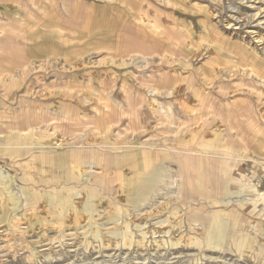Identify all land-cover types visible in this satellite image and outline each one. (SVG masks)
<instances>
[{
    "label": "crops",
    "instance_id": "0c3cea01",
    "mask_svg": "<svg viewBox=\"0 0 264 264\" xmlns=\"http://www.w3.org/2000/svg\"><path fill=\"white\" fill-rule=\"evenodd\" d=\"M163 3L0 0L25 69L0 123V190L17 174L28 209L11 213L30 229L47 228L50 208L85 185L127 208L169 177L187 201L222 198L246 172L264 196V57L218 42L193 13L165 19Z\"/></svg>",
    "mask_w": 264,
    "mask_h": 264
},
{
    "label": "rangeland",
    "instance_id": "374dc122",
    "mask_svg": "<svg viewBox=\"0 0 264 264\" xmlns=\"http://www.w3.org/2000/svg\"><path fill=\"white\" fill-rule=\"evenodd\" d=\"M158 8L165 19L175 9L198 15L218 42L256 49L264 57V0H164ZM171 30L170 37L180 29ZM15 34L0 19L4 125L11 121L13 98L25 77ZM179 37L184 38L181 32ZM210 40L213 56L219 44ZM206 57L199 54L194 61ZM143 62L138 56L131 59ZM241 175L225 197L188 201L175 192L178 180L169 177L146 203L127 208L114 192L93 197L85 185L71 204L50 208L47 228L35 230L28 227L25 213H11L13 206L28 204L27 198L18 197L21 181L16 174L9 188L0 190V264H264V196L246 172Z\"/></svg>",
    "mask_w": 264,
    "mask_h": 264
},
{
    "label": "bare ground",
    "instance_id": "6f19581e",
    "mask_svg": "<svg viewBox=\"0 0 264 264\" xmlns=\"http://www.w3.org/2000/svg\"><path fill=\"white\" fill-rule=\"evenodd\" d=\"M237 29V28H236ZM260 42V41H259Z\"/></svg>",
    "mask_w": 264,
    "mask_h": 264
}]
</instances>
